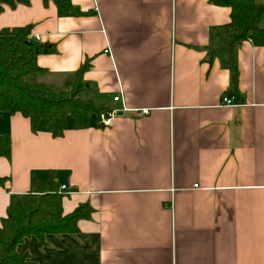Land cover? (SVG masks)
Masks as SVG:
<instances>
[{
	"label": "crops",
	"instance_id": "crops-1",
	"mask_svg": "<svg viewBox=\"0 0 264 264\" xmlns=\"http://www.w3.org/2000/svg\"><path fill=\"white\" fill-rule=\"evenodd\" d=\"M62 2L0 12V30L29 26L54 47L26 81L60 92L85 66L81 100L105 111L121 92L149 113L85 128L68 117L53 137L0 111L11 142L0 156V226L10 196L49 172L67 191L64 214L92 209L77 232L27 236L17 253L29 264H264V47L245 38L226 49L230 8L209 0Z\"/></svg>",
	"mask_w": 264,
	"mask_h": 264
},
{
	"label": "trees",
	"instance_id": "trees-1",
	"mask_svg": "<svg viewBox=\"0 0 264 264\" xmlns=\"http://www.w3.org/2000/svg\"><path fill=\"white\" fill-rule=\"evenodd\" d=\"M30 0H0V12L4 6L28 4ZM61 6L63 0H52ZM212 4L230 8V20L226 24L224 47L228 50L245 38L264 47V27L260 20L264 14V2L256 0H209ZM47 2V0H44ZM29 26L3 28L0 30V111L19 112L30 120L32 130L42 127L53 137L61 136L72 118L73 128H85L92 119H100L103 108L90 100H81L83 87L81 67L75 79L67 82L65 90L53 92L44 85L32 84L26 77L41 68L37 65L39 54L51 53L53 45L40 42L30 36ZM9 135L0 134V156L9 157ZM7 179L0 177V186ZM67 193L60 190L54 174L48 173L46 182L25 194L10 196L6 217L0 226V264H29L27 256L17 253L16 245L27 236H36L40 243L49 233H74L77 222L89 218L91 207L81 204L64 214L61 201Z\"/></svg>",
	"mask_w": 264,
	"mask_h": 264
},
{
	"label": "built area",
	"instance_id": "built-area-1",
	"mask_svg": "<svg viewBox=\"0 0 264 264\" xmlns=\"http://www.w3.org/2000/svg\"><path fill=\"white\" fill-rule=\"evenodd\" d=\"M32 38L34 39H39V35H30ZM248 40L252 41L251 38H248ZM113 101H120V107L119 108H109V109H106L103 113L102 116H100V119H99V123L102 125V126H108L110 125L111 123V119L117 115L118 113H121V112H126V111H133L139 115H146L149 113V109L148 108H145V107H141V108H128L126 106V104L124 103L123 99H122V94L121 92H119V94L115 95L113 97ZM221 105H226V106H229V105H233V99L232 98H229L227 96H223L222 99H221ZM194 187H197L198 185L195 184L193 185ZM65 189V186H61L60 187V190H64Z\"/></svg>",
	"mask_w": 264,
	"mask_h": 264
},
{
	"label": "rangeland",
	"instance_id": "rangeland-1",
	"mask_svg": "<svg viewBox=\"0 0 264 264\" xmlns=\"http://www.w3.org/2000/svg\"><path fill=\"white\" fill-rule=\"evenodd\" d=\"M264 1V0H263Z\"/></svg>",
	"mask_w": 264,
	"mask_h": 264
}]
</instances>
